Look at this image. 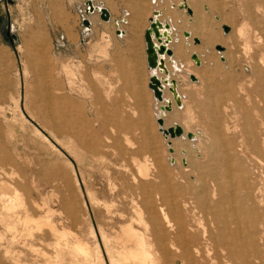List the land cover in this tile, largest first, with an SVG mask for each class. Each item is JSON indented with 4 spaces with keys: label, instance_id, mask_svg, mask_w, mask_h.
Instances as JSON below:
<instances>
[{
    "label": "rangeland",
    "instance_id": "1",
    "mask_svg": "<svg viewBox=\"0 0 264 264\" xmlns=\"http://www.w3.org/2000/svg\"><path fill=\"white\" fill-rule=\"evenodd\" d=\"M178 1L95 0L96 5L101 3L110 11L112 19L106 22L98 12L87 14L86 0H0V18L5 20L0 25V158L8 156L0 163V173L3 170L7 173L4 177L22 191L37 216L45 215L50 207V218L57 225L63 219L66 229L89 245H97L105 264H109V260L100 230L113 239L119 226L135 215L128 199L122 198V188L136 183L132 179L136 169L131 151H139L138 158L142 160L151 153L149 149L139 148H151L164 172L171 174V169L178 171L177 168L185 165L180 149L193 151L194 148L188 138H169L180 157L179 164L173 165L166 158V140L159 131L154 107L157 101L148 85V65L138 50L122 49L124 36L117 34L115 20H119V28L125 31L128 21L147 23L153 10L167 8L161 18L170 17L178 36L170 47L175 53L178 52L176 45H181L182 51L177 53L180 65L195 69L202 80L196 85L191 84L190 78L178 82L181 105L175 102L173 110L163 116L169 124L178 122L191 131L206 128L209 139L216 143L212 134L214 119L205 113L203 102L207 96L216 94V89L225 82L222 74L229 71L224 66L226 57L224 61L219 57L220 51L228 49L233 52L229 63L231 59L236 60L234 87L239 102L226 103L236 105L243 112L250 108L247 95L238 91L239 83L252 89L243 42L237 39L236 46L232 43L236 30L244 22L247 4L253 5L254 0H200L198 7H192L191 17L173 5ZM84 16L92 20L93 35L83 25ZM8 23L17 36L14 44L4 40L3 25ZM223 25H228L230 30L225 32ZM184 30L192 33V40L185 39ZM194 37L201 40L199 45L194 44ZM217 45L223 47L217 49ZM192 48L202 60L200 67L191 59ZM63 63L70 68V74L63 72ZM168 68L177 80L169 62ZM205 87L210 89L207 91ZM165 90L173 98L168 87ZM46 92L50 95L45 97ZM236 106L223 112L222 123L232 127L238 121L242 128L243 114H236L237 120L234 117ZM66 111L76 116L73 131H57L53 128L51 114L58 120L59 114ZM114 117L127 121L130 126L122 129L113 126ZM37 128L47 138L36 133ZM239 138V134H225L229 146L237 145ZM15 172L18 175H14ZM151 172L153 176L155 172ZM63 196L74 206L76 223L70 224L67 220L69 209L67 205L62 206ZM42 202V209L33 205ZM105 203L112 205L111 213L107 212ZM122 203L125 216L120 218L116 208ZM135 227L143 228L139 224ZM3 230L4 226L0 225V231ZM55 240L45 226L43 239L36 242L40 252L37 264H46L48 255H53ZM3 247L4 244L0 247V258L5 264ZM16 249L27 251L22 244H17Z\"/></svg>",
    "mask_w": 264,
    "mask_h": 264
},
{
    "label": "bare ground",
    "instance_id": "2",
    "mask_svg": "<svg viewBox=\"0 0 264 264\" xmlns=\"http://www.w3.org/2000/svg\"><path fill=\"white\" fill-rule=\"evenodd\" d=\"M199 1L179 0L173 5L178 7L182 2H186L191 8H196ZM216 1L221 2V0ZM218 5L221 6L220 3ZM254 5L255 9L251 7ZM96 6L102 8L104 5L99 3ZM246 7L243 13L244 22L236 30V38L232 43L236 46L237 39L243 42V52L250 68L248 78L252 89H249V92L244 83H239L241 87L238 89L239 92L247 95V100L251 103L250 108H246L243 112L241 109L239 111L236 105H232L238 109H234L235 118L236 114H243V127L241 128V125L239 127L238 121L232 127L228 123H222V115L232 107L226 102H239L234 87L236 60L231 59L229 63L233 52L228 49L225 52L220 51L219 57L223 61L224 56L226 57L224 66L229 71H224L222 74L225 82L216 89V94L207 96L203 102L205 113L211 114L214 119L212 134L216 143L209 139L210 134L206 128L203 131H191L178 122L169 124L168 119L164 117V124L158 123L161 134L163 132L160 128L165 129L175 124H179L184 129L183 135L176 137L186 139L187 133H193V138L190 139L194 143L193 151L187 148L180 149L182 157L184 156L181 160L185 165H180L178 171L172 166L174 169H169L171 174H166L151 148H139L149 149L148 152L151 153L142 160L138 158L139 151H131L136 169L132 179L136 183L122 188V198L128 199L135 215H131L119 226L113 239L109 238L102 229L100 230L109 264H264V0H254L253 5L248 3ZM180 10L187 12L185 8ZM117 21L119 24V20H115V24ZM169 22L171 24V21ZM173 25L171 24L172 33ZM173 39L177 41L178 36L176 34L172 36L171 42ZM185 39L192 40V33ZM175 48L178 52L182 51L179 44ZM178 52L173 51L171 59L168 56H165V59L167 66L168 62L172 64L178 76L177 80L174 79L180 95L178 82L190 78L191 84L196 85L202 80L195 69L189 68V65L186 68L182 67L183 64L180 65ZM194 52L197 53V50L192 48L191 55ZM62 66L63 72L70 74L68 65L63 63ZM149 71L150 74L153 72L150 69ZM157 73L159 76L165 75L159 71ZM172 74L170 71L171 78H173ZM191 75H195L196 80H192ZM166 87L168 86L165 85ZM209 89L205 87V90ZM48 94L46 92L45 97ZM155 99L157 102L154 107L157 110L158 122L159 117L171 112L162 111L161 106L172 101L173 109L176 101L174 95L173 98L170 97L166 90L163 101ZM47 108L50 110V106ZM188 109L187 106L186 110ZM188 112L190 114V111ZM51 118L54 123L53 128L57 131L67 129L71 132L74 121H77L76 116H71L67 111L59 114L58 120L52 114ZM113 120L115 122L112 125L121 127L120 129L130 126V123L120 118L114 117ZM38 132L46 137L37 128L36 133ZM259 132L263 134L262 137ZM225 134L229 136L239 134L238 144L229 146ZM162 135L167 145L166 153L164 152L166 158L175 165L180 157L175 150L169 151V146H172V141L169 140L171 137L164 133ZM204 137H207L206 141L203 140ZM7 159L8 156L3 155L0 163H4ZM151 171L155 172L154 178ZM3 172L0 173V225L4 226L5 230L0 231V247L4 244L5 264L6 261L8 264H37L40 252L36 242L43 239L45 226L56 239L53 243V255H48L46 264H105L97 245L95 247L89 245L90 243L88 244L83 238L66 229L63 226V219L60 220L59 226L50 218L52 216L50 207L45 215L37 216L28 206L22 191L6 179L4 175L7 173ZM16 174L17 172L14 175ZM68 199L67 196L62 197V206L67 205L69 209L67 220L72 224L77 222V215ZM42 203H33V205L42 209L44 202ZM123 204L116 208L120 218L125 216ZM104 206L107 212L112 211L110 210L112 205L105 203ZM135 224L143 228H136ZM17 244H22L27 251L16 249ZM0 264H4L1 258Z\"/></svg>",
    "mask_w": 264,
    "mask_h": 264
},
{
    "label": "water",
    "instance_id": "3",
    "mask_svg": "<svg viewBox=\"0 0 264 264\" xmlns=\"http://www.w3.org/2000/svg\"><path fill=\"white\" fill-rule=\"evenodd\" d=\"M87 14H93L98 12L101 20L110 21L111 13L106 7L99 8L95 4V0H87ZM179 9H186L187 14L189 16L193 15V10L186 2H182L179 6ZM162 15V10L156 9L153 11V16L150 18V25L145 31V41H146V53H147V63L148 68L153 72L150 74L149 78V87L153 91L155 98L159 101L164 100V90L165 85L168 86L170 92L173 93L174 99L176 103L180 106L181 99L180 95L177 91V82L174 78L170 77V71L166 64L165 56H168L170 59L173 56V50L169 47L170 42L172 41V26L169 22L160 21L159 17ZM4 19L0 18V25L4 23ZM83 25L85 29H89L91 22L89 18H83ZM117 34L123 35L126 32L119 28L118 21L116 22ZM223 29L225 32L230 30L228 25H223ZM185 37H190L191 33L188 30H184L183 32ZM4 40L10 44H14L17 40V36L14 33V29L10 23L6 24L3 28ZM199 38H194V44H199ZM222 46L218 45L217 49H221ZM191 58L195 61L197 66H201V60L196 52L191 55ZM164 73V76H159L157 72ZM192 80H196L195 75L190 76ZM162 111H172V101H168L166 105L161 106ZM158 123L160 125L164 124L163 117L158 118ZM160 130L165 134L169 135L171 138L176 136H181L184 133V129L179 124H175L174 126H170L168 128H160ZM187 137L189 139L193 138V133H187ZM171 142H169L170 144ZM171 145V144H170ZM169 151L173 152L174 149L172 146H169Z\"/></svg>",
    "mask_w": 264,
    "mask_h": 264
},
{
    "label": "crops",
    "instance_id": "4",
    "mask_svg": "<svg viewBox=\"0 0 264 264\" xmlns=\"http://www.w3.org/2000/svg\"><path fill=\"white\" fill-rule=\"evenodd\" d=\"M86 2H87V0H86ZM160 10H162V14H163V10L166 11L167 8L166 7H164V9L160 8ZM153 11H152V15L148 17L147 23L140 22V24H136L133 22L130 23V21H128V23H127L128 29L124 28L126 33L124 35H121V36H124V38L122 39V42H121L123 45L122 49H124V50H130V49L131 50H138V53L142 56V59L144 58L146 60V63H147V53H146L147 46H146V41H145V31L147 30V28L150 25V18L153 16ZM89 20H90V18H89ZM160 21L169 22L170 20H169V17L167 15V16H164L163 18L160 17ZM90 22H91L90 28L87 30H90L91 34L93 35L94 32H93L92 20H90ZM174 34L175 33L173 30V33L171 35L174 37ZM147 65H148V63H147Z\"/></svg>",
    "mask_w": 264,
    "mask_h": 264
},
{
    "label": "built area",
    "instance_id": "5",
    "mask_svg": "<svg viewBox=\"0 0 264 264\" xmlns=\"http://www.w3.org/2000/svg\"><path fill=\"white\" fill-rule=\"evenodd\" d=\"M83 18H85V16Z\"/></svg>",
    "mask_w": 264,
    "mask_h": 264
},
{
    "label": "flooded vegetation",
    "instance_id": "6",
    "mask_svg": "<svg viewBox=\"0 0 264 264\" xmlns=\"http://www.w3.org/2000/svg\"><path fill=\"white\" fill-rule=\"evenodd\" d=\"M3 26H5V25H3ZM4 28V27H3Z\"/></svg>",
    "mask_w": 264,
    "mask_h": 264
}]
</instances>
